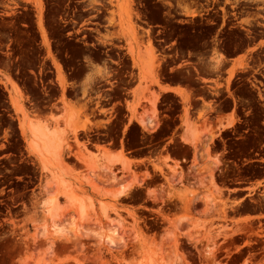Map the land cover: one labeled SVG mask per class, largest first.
I'll return each instance as SVG.
<instances>
[{"label": "rangeland", "instance_id": "rangeland-1", "mask_svg": "<svg viewBox=\"0 0 264 264\" xmlns=\"http://www.w3.org/2000/svg\"><path fill=\"white\" fill-rule=\"evenodd\" d=\"M32 1L36 6L37 0ZM145 1L141 10L127 5L129 0H111L110 32L87 40L93 45L84 51L79 44L49 36L43 22L44 41L37 14L39 38L32 18L12 17L11 12L20 10L0 0V264H264L262 184H234L264 176L252 165L242 167L257 158L250 150L263 135L210 119L235 109L238 121L246 123L248 113L256 122L262 120L263 102L248 92L246 83L244 51L252 42L227 22L226 13L223 21L206 22L201 8L179 6L184 17ZM141 21L160 26V35L145 33ZM240 25L246 28L245 22ZM107 49L116 64L103 63ZM82 57L88 60L86 68L76 61ZM230 58L236 59L229 67ZM136 72L139 84L179 83L204 103L202 109L198 100L186 97L183 104L182 127L191 115L204 122L192 163L187 147L167 143L170 133L179 131L182 106L174 95L149 93L158 99L161 122L148 115L146 132L125 124L118 104L102 111V117L88 116L94 97L99 110L107 107L103 98L121 101L119 88L132 87ZM84 76L79 92L74 86ZM206 82L213 85L206 87ZM105 88L112 91L102 92ZM134 98L127 105L132 119L145 97ZM74 100L81 101L78 108ZM61 110L67 124L62 140L61 135L54 137L58 142L33 138L30 126L40 129L38 116ZM95 119L108 125L95 134L77 132ZM118 139L133 157L165 146L167 170L160 168V176L151 177L147 169H139L137 178H149L146 193L135 188L120 199L92 200L76 164L85 162L91 143ZM244 187L248 189L235 190ZM84 205L90 210L85 217L79 213Z\"/></svg>", "mask_w": 264, "mask_h": 264}, {"label": "flooded vegetation", "instance_id": "flooded-vegetation-1", "mask_svg": "<svg viewBox=\"0 0 264 264\" xmlns=\"http://www.w3.org/2000/svg\"><path fill=\"white\" fill-rule=\"evenodd\" d=\"M5 1H10L9 3L13 5V7H11L13 10H20L11 12L12 17L21 16L22 18H32V23L34 24L33 28L35 29V32L39 38L40 34L36 26L37 14L38 26L40 18V24H42L45 35L46 31L43 26V22L46 28L50 29L48 31L49 36H56L74 44H79L84 51H88L93 45V43L88 44L87 40H96L98 37L110 32V6L113 5L111 0H37L36 6L38 12L32 0ZM18 4L25 6H19ZM147 4L148 3L145 0H129L127 5L136 6L138 9L142 10V8ZM149 5H160L167 8L171 7L172 11L176 12L177 16L184 17L187 16L178 11L179 6L201 8L199 10L202 11V14L200 15L204 17L203 21L206 22L223 21V14L226 13L225 19L227 22H234L235 26L233 28L244 31L246 38L252 42V46L248 47L244 51V54L246 55V65L249 69V77L246 79V83L248 85V92L263 102V104L259 105L262 109V120L256 122L254 119V114L248 113V115H246L248 120L246 123H244L242 120L238 121L239 118L237 116V111H235L236 120L233 125L239 128L246 127V130H243V133H255V131H259L263 135V141L258 143L253 149L250 150V152L253 154V157L257 158L249 161L246 164H243L242 167L252 165L258 171L264 172V45L259 46L261 42L264 43V38H261L264 37V0H151ZM244 22L246 28H243L240 25ZM141 24L146 26V28L141 27V29L145 33L149 31L153 38H156L160 35L161 31L158 30L160 26L147 25V23L144 21H141ZM20 27L30 28V25L20 24ZM40 28L41 26L39 29ZM40 32L42 34V30H40ZM155 41L162 42V40ZM123 49L125 50L124 54H127L126 48ZM110 51V49H107L105 52H102V55L105 57L103 59V63L105 65H108V62L111 61L108 57V52ZM64 58H66L65 55ZM76 61H79L78 65L84 68L88 66V60L86 57H82ZM112 64H116V62H112ZM126 77L127 76H124V78ZM136 77L137 75L135 73V79L133 80L134 83ZM84 80L85 76L80 78L75 83L74 88H76L79 92L81 91V85L83 84ZM57 86L59 87L61 94V87L58 84ZM119 90L121 91L120 95L123 96V99L119 102L108 103L107 101H109L111 98H103L101 101L107 105L106 109L103 110L114 109L117 104L119 107H121V103L127 99L126 97H128L129 88L121 87ZM111 91L112 89L110 88H105L102 90V92L107 93ZM98 102L99 101L96 99V97H94V110H99L96 109L95 106V104ZM93 133L95 134V132ZM245 181H238L234 184L244 185L260 183L262 184L260 187H263L261 192H264V176L260 179H255L250 182ZM247 189L248 187H244L237 188L235 190L242 192L246 191ZM259 196H261V194H259Z\"/></svg>", "mask_w": 264, "mask_h": 264}, {"label": "crops", "instance_id": "crops-1", "mask_svg": "<svg viewBox=\"0 0 264 264\" xmlns=\"http://www.w3.org/2000/svg\"><path fill=\"white\" fill-rule=\"evenodd\" d=\"M235 59L236 58L228 59L229 67L233 65V61H235ZM136 75L137 77L135 83L132 87L129 88L128 91L129 98L121 103V107L125 111V124H129L130 122L131 125L137 127L139 126L141 128V126L137 124L136 119H146L148 115L154 118L155 120H159L161 122V116L159 115L158 110V99L154 98L149 93H152V91H154L156 93V97L157 94H159L161 97L168 94L174 95L179 99L182 106L180 113L177 116L179 122V131L175 133L173 130L167 137V143H178L182 146L187 147L190 151V159L188 160V163H192L194 161L195 155L194 143L196 141V138L202 136L199 131H202V124L204 122L202 120H199L197 115H191L190 118L186 121L185 127H182L184 114L183 104L186 97L191 101L198 100L202 109L204 107V103L199 98H195L190 90H188L179 83H169L160 81L159 83H147L146 85H143L139 84L137 72ZM204 85L206 87H211L213 84L212 82H206ZM147 89H149V92L147 91ZM134 93L135 95H138L140 97H145L144 99H139V102L142 104V107L138 109V116L135 117L136 119H132L130 117V113L127 106L128 104L131 105L133 102L136 101V99L134 98L135 95H133ZM59 101L60 97L57 99V102ZM72 103H74L75 107L78 108V106L81 104V101L74 100L72 101ZM60 108L62 109V105H60ZM201 108H199V110ZM102 111L104 110L90 109L88 110V116H90V118L102 117L104 116V113ZM234 113L235 109L230 112L221 113L219 115H213L210 119L214 123H219L225 128H227L228 124L229 128L235 123L233 119ZM64 117V112L62 110L59 113H55L53 116H51L49 112H42L38 116L37 119L39 122V128L46 131V133H44L43 135V139L47 138V140H45L46 142H48L49 138L51 137L54 139L55 135H61L60 138L62 140L66 133L67 127V124L64 121ZM56 124H59V127L57 129ZM107 125V120L95 119L92 120V123L87 128H80L77 132L80 134H83L85 132H97L105 129ZM122 133L123 129L121 130V134ZM43 139L42 143L45 144L46 142ZM88 149L89 155L85 157V162L79 161L76 165L77 168L79 170H82L83 172L84 184L92 200H95L96 196H108L111 198L113 197L120 199L126 195H123V193L125 192V189L123 188L125 187L126 193L135 188H140L146 193V185L149 178L145 177L144 175L140 178H137L136 175L141 173L138 172L139 169H147L151 177L160 176V168H162L164 171L167 170V152L165 150V146L163 145L158 147L154 153L148 156L138 155L134 157L130 155V152L125 150L121 143V139H118L116 142L101 141L99 143H91ZM126 185H128V188ZM122 190L123 192H121ZM92 208L94 211L97 208L93 202ZM80 212H82L83 217H85L86 214L90 212V210L87 209L84 205L80 206L79 213Z\"/></svg>", "mask_w": 264, "mask_h": 264}, {"label": "bare ground", "instance_id": "bare-ground-1", "mask_svg": "<svg viewBox=\"0 0 264 264\" xmlns=\"http://www.w3.org/2000/svg\"><path fill=\"white\" fill-rule=\"evenodd\" d=\"M40 26H41V30H42V37H43V40L46 41L47 38H46L45 32H44V30H43V28H42V24H40ZM35 120H36V119H35ZM146 121H147V120L144 119V118H143V119H142V118H141V119H136L137 124L140 125L141 128H142L143 130H145V131L148 130V124L146 123ZM35 122H36V121H35ZM36 123H37V122H36ZM37 124H38V123H37ZM38 125H39V124H38ZM34 126H35V125H33V124H32V126H30V133H31V135L33 136V138H36L37 135L43 136V135H44V131H39V130H41V129L38 130L37 127H36V126L34 127ZM52 139H53V138H52ZM52 139H51L50 142L53 143V144H55L56 142L59 141V140L57 141L56 139H53V140L56 141V142H55V141H52ZM196 141H197V138H196ZM196 141H195L194 144H196ZM57 144H58V143H56L55 145H57ZM55 145H53L54 147L52 146L53 149L57 147V146L55 147ZM50 146H51V145H49V149H50ZM194 146H195V145H194ZM45 147H48V146L45 145ZM52 148H51V150H52ZM43 149L46 150L47 153L49 152V151H48L49 149H45V148H43ZM49 153H50V152H49ZM100 173H101V172H100ZM105 173H106V172H105ZM100 175H102V174H100ZM97 176H98V175H97ZM102 177H104V176H102ZM98 178H99V177H98ZM129 185H130V184H129ZM126 186H127V188H128V185H126ZM123 189H125V190H124L125 192L123 193V195H124V194H126V187L123 188ZM121 192H123V190H122ZM121 195H122V193H121Z\"/></svg>", "mask_w": 264, "mask_h": 264}]
</instances>
